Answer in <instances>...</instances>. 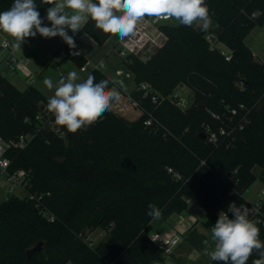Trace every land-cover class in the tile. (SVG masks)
Returning a JSON list of instances; mask_svg holds the SVG:
<instances>
[{
  "label": "trees",
  "instance_id": "1",
  "mask_svg": "<svg viewBox=\"0 0 264 264\" xmlns=\"http://www.w3.org/2000/svg\"><path fill=\"white\" fill-rule=\"evenodd\" d=\"M35 2L46 19L52 5ZM13 3L0 0V11ZM206 3L216 22L211 32L231 50L232 59L226 61L211 48L207 30L163 24L167 41L148 60L130 55L123 61L136 84L130 96L145 110L136 121L111 109L76 133L62 128L65 138L48 128L36 133V115L48 98L33 85L21 91L0 77V136L9 141L36 133L26 148L7 154L10 172L28 173L33 197L12 195L0 204V264L163 262V250L151 237L155 231L147 215L149 204L161 209L164 221L184 213L191 203L211 222L231 203L247 207L250 216L244 194L255 180L264 183V167L252 169L253 182L245 175L252 162L264 159V63L255 59L245 38L254 27L264 26V0ZM83 31L98 46L112 36L96 29L91 20ZM66 48L79 68L87 63ZM89 74L96 82L113 81L102 70ZM142 83L161 96L157 104L144 96ZM181 84L193 93L186 110L169 100ZM113 86L123 94L117 83ZM149 113L159 124L145 125ZM9 119L14 121L13 133L6 131ZM221 126L231 134L210 142L207 129ZM97 229L108 236L91 245L88 237ZM203 239L194 225L185 242L202 250ZM260 239L264 242V230ZM256 259L260 256L254 251L247 264Z\"/></svg>",
  "mask_w": 264,
  "mask_h": 264
},
{
  "label": "clouds",
  "instance_id": "2",
  "mask_svg": "<svg viewBox=\"0 0 264 264\" xmlns=\"http://www.w3.org/2000/svg\"><path fill=\"white\" fill-rule=\"evenodd\" d=\"M48 7L46 19L51 27L44 24L35 0H14L12 6L0 11V32L12 38L11 48L20 50L25 39L59 36L75 49L73 34L81 30L90 20L103 33L118 36L124 40L135 35L138 23L145 17L153 23L174 19L181 25H197L206 31L212 25L206 0H42ZM73 56L79 52H73ZM115 81L104 79L96 82L91 74L81 80L76 71L61 76L58 84L46 78L48 89H55L47 101V111L54 116L55 124L69 133L94 124L105 112L111 111L113 103L120 100L121 92ZM123 88V82H119ZM148 213L153 220L162 218V211L155 204L148 205ZM233 218H229L228 213ZM259 220L249 219V209L244 205L231 203L227 212H221L211 228L214 244L208 253L212 261L223 264H247L253 252L260 259L253 264H264V242L260 239Z\"/></svg>",
  "mask_w": 264,
  "mask_h": 264
},
{
  "label": "built area",
  "instance_id": "3",
  "mask_svg": "<svg viewBox=\"0 0 264 264\" xmlns=\"http://www.w3.org/2000/svg\"><path fill=\"white\" fill-rule=\"evenodd\" d=\"M257 16V14L255 15ZM48 24H51L47 19H44ZM173 19L161 20L158 23H153L152 18L145 17L141 20L136 28L135 35L125 38L124 40H119L115 47L116 54L121 59H126L130 55L138 56L142 59L146 55V50L149 49L152 53L158 48L162 47L167 41L166 34L161 30V26L166 23H170ZM70 33V29H66ZM2 37L0 41V51L3 52V56L0 57V77L6 78L11 81L13 77H22L24 80L29 81L35 79V74L30 67V62L27 58L19 55L17 50L11 48V40L5 36L3 32H0ZM206 39L210 43L212 49H218L220 53L224 56L226 61L232 59V52L219 40L218 36L213 32H208L206 34ZM62 58H68L72 60V56L66 48V45L62 47L58 56L57 62ZM105 69V63L99 62L97 64H92L89 61L80 68L83 73L89 74L92 70H102ZM63 75L62 73H60ZM118 76L126 74L130 77L131 73H126L125 71L118 70L116 72ZM65 76V75H63ZM139 89L144 92V96H151V100L154 104H157L161 96L155 91V89L148 83H142ZM193 93L192 90L186 85H179L173 94L169 97V100L181 110L188 109L192 104ZM128 104V106H126ZM126 104L117 105L120 112L125 110L133 109L140 110L141 114L145 113V110L141 107L139 101H136L130 96L126 99ZM236 110H232L231 114L235 116ZM218 117V116H217ZM219 118V117H218ZM157 124V119L149 113L145 119L146 126H153ZM36 133L42 131L45 128L50 129L55 134L61 138H65V132L55 124L54 116L47 111V106L43 105L35 118ZM159 124V123H158ZM242 129V126L240 127ZM36 133H27L18 136L16 139H11L9 141L5 140L0 136V179H4L6 183V197L9 198L15 195L16 190H21L26 196L30 198L33 197L31 188L32 184L28 173L25 170H18L16 172H10V166L12 161L7 157V154L12 149H23L26 148L32 140L35 138ZM228 128L226 126H221L218 130L207 129L208 140L212 143H217L219 137L229 135ZM171 171V169L169 170ZM264 184V183H263ZM221 213V212H220ZM219 213V215H220ZM249 219L259 220L260 223L257 225L260 228V238L264 230V189H261L258 193L257 201L254 204H250V216ZM216 222H211V228ZM152 241L158 245L163 250L165 258L171 257L185 242V236L181 235L177 230L160 232L155 231L152 234ZM88 241L91 243L90 236ZM213 244L212 238H206L203 240V248L201 250L202 255H208L211 251V246ZM92 245V243H91ZM162 262H156L155 264H161ZM209 264H212L210 259Z\"/></svg>",
  "mask_w": 264,
  "mask_h": 264
},
{
  "label": "crops",
  "instance_id": "4",
  "mask_svg": "<svg viewBox=\"0 0 264 264\" xmlns=\"http://www.w3.org/2000/svg\"><path fill=\"white\" fill-rule=\"evenodd\" d=\"M43 22L45 24L44 26L51 27V24L48 25L45 20H43ZM68 34L70 36H73L76 44V48L73 50L79 52L80 56L83 59H86L92 64L104 62L105 73L119 86V82H123V94L121 95L120 100L117 102L120 103V105H125L126 99L131 95V91L134 88L133 84H135V81L133 75L128 77L125 74L121 76H118L116 74L118 70L126 71V69L124 68L123 59H121L114 50L120 40L119 37L112 35L104 45L98 46L95 41L83 31V28L75 34H73L70 30V33ZM65 45L67 44L61 37L45 38L42 37L39 33H37L35 37L26 38L21 46V49L17 50V53L27 58L30 62V65H33L34 68L32 71L36 76L35 81L29 82L24 80L22 77H13L11 81L13 82L15 79L19 80L17 85H15L21 91H24L26 88L33 85L49 99V97H51L53 94L48 91L49 89L44 84V80L46 78H53V74L50 73V68L52 67V70L57 71V74L59 76L65 75V77L70 71L74 70L77 72V69L79 68L75 61L68 58H62L57 62V56L62 47H64ZM153 54L154 52L152 53L149 49H147L146 55H144L142 59L148 60ZM1 56H3V52L0 51V57ZM95 59H97V61ZM60 73H62L63 75H61ZM84 74V76H80L81 80L86 78L87 74ZM140 116L141 115H139V117ZM191 208H198L202 210V212H204V214L206 215V212L199 205L191 203L184 213L175 214L167 221L161 219L154 220V231L167 232L175 229L181 235H184L186 237L190 229L195 225V229L198 231V233L206 236L200 231V220L197 215L191 210ZM202 260V253L194 247H191L186 242L178 247L176 252L171 257L165 258L161 264H201ZM205 264H209V259L205 261Z\"/></svg>",
  "mask_w": 264,
  "mask_h": 264
},
{
  "label": "rangeland",
  "instance_id": "5",
  "mask_svg": "<svg viewBox=\"0 0 264 264\" xmlns=\"http://www.w3.org/2000/svg\"><path fill=\"white\" fill-rule=\"evenodd\" d=\"M211 19H212V25L207 30L208 32H211L212 30H214L216 28V22H215V20L212 17H211ZM170 23L173 24V25H179L180 24L178 21H176L174 19ZM44 25L45 24H43L42 26H44ZM6 37H8L12 41V38L10 36H7L6 35ZM56 37L58 38L59 36H56ZM1 38L2 37L0 36V39ZM245 42L250 47V49L252 50L254 57L256 55L255 59L257 61H259L260 63H264V26L263 27H259V26L254 27L249 32V34L246 36ZM26 47H27V45H26ZM51 58H52V56H51ZM95 60L97 61V59H95ZM123 61H124V59H123ZM30 67L33 70L34 67H33L32 64L30 65ZM50 71H51L50 73L53 74L52 81H53L54 85L58 84V81H59V79H60L61 76H59L57 74V71L52 70V67L50 68ZM125 72L126 73H130L128 71H125ZM77 73L79 74V76H84L85 75L84 73H82L80 71V68L77 69ZM35 78H36V76H35ZM33 81H35V79L29 80V82H33ZM18 82H19V80L15 79L12 82V84L14 86H16ZM133 85H134L133 86L134 88L132 87L133 88L132 91L136 88V84H133ZM54 90L55 89L53 88V89H49L48 91L51 92L52 94H54ZM128 91H130V90H128ZM130 98H131V96H130ZM117 105H119V103L117 101L113 103L112 111L115 114L124 117V119H126L129 122L136 121L139 118V115H141L140 114V110H134L133 111V109H129V110H125L123 112H120L118 110V108H117ZM126 106H128V104H126ZM121 107H123V105ZM131 110H132V112H131ZM129 111H130V113H129ZM5 123L8 124V128H7L6 131H11L13 133L14 132L13 129L10 128V125L13 126V128H14V121H13V119L6 120ZM256 167H264V159H261V160H257L255 162H252L250 164V166L246 168L247 170L245 171V175H246L247 178L250 179L249 180L250 182H253V180H254V177L252 175V169H254ZM261 189H264L263 182H261L260 180H255L251 184V186L249 187V189L244 194V197L248 201V203L254 204L257 201L258 193L260 192ZM5 191H6V183H5V180L4 179H0V204L3 202V200H5V197H6ZM15 195L18 196V197H20V198H22V197L25 196L24 192H22L19 189L16 190ZM191 210L197 215V217L200 220V222H199V229H200V231L202 233H204L206 235V236H204V238H212L211 233H210V225H211L210 220L206 217V215L204 214V212H202V210H200L198 208H191ZM107 236L108 235H107V232L105 230H103V229H97L96 231H94L90 235V239L92 241L91 242L92 245H97L99 242L105 240L107 238ZM184 243H186V242H184ZM213 248H214V244H212V246H211V251L213 250ZM199 251L201 252V250H199ZM208 259L210 261V256L203 255V260L201 261V264H205V261L208 260ZM69 264H72V263H69Z\"/></svg>",
  "mask_w": 264,
  "mask_h": 264
},
{
  "label": "water",
  "instance_id": "6",
  "mask_svg": "<svg viewBox=\"0 0 264 264\" xmlns=\"http://www.w3.org/2000/svg\"><path fill=\"white\" fill-rule=\"evenodd\" d=\"M203 138H205V135L203 134ZM41 245H38L35 250H38ZM32 252V251H31Z\"/></svg>",
  "mask_w": 264,
  "mask_h": 264
}]
</instances>
